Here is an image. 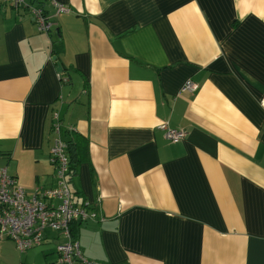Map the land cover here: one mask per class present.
Here are the masks:
<instances>
[{
  "label": "crops",
  "instance_id": "obj_1",
  "mask_svg": "<svg viewBox=\"0 0 264 264\" xmlns=\"http://www.w3.org/2000/svg\"><path fill=\"white\" fill-rule=\"evenodd\" d=\"M27 1L52 26L0 2V168L28 193L55 187L58 111L72 200L105 216L73 222L84 256L264 264V0ZM62 239L0 238V264H57Z\"/></svg>",
  "mask_w": 264,
  "mask_h": 264
},
{
  "label": "built area",
  "instance_id": "obj_2",
  "mask_svg": "<svg viewBox=\"0 0 264 264\" xmlns=\"http://www.w3.org/2000/svg\"><path fill=\"white\" fill-rule=\"evenodd\" d=\"M56 13L69 10L66 4L57 0H48ZM14 8L26 9L40 32L48 33L52 22L44 8L29 3L27 0H0ZM62 81L67 77L60 75ZM196 83L187 80L182 89L193 91ZM53 133L50 147V162L55 168L57 184L53 188L35 189L26 192L11 176L5 167L0 168V238H10L16 247L23 251L40 244L44 239V231L52 229L59 232L63 239L56 244L58 252L57 264H107L83 255L78 238L72 233L73 222L86 220H102L105 218L98 210L97 203L72 200L69 187L70 163L68 144L63 138V122L58 111L52 112ZM164 135L171 141L182 140L186 130L172 128L167 122L159 124ZM69 131L73 129H68Z\"/></svg>",
  "mask_w": 264,
  "mask_h": 264
},
{
  "label": "trees",
  "instance_id": "obj_3",
  "mask_svg": "<svg viewBox=\"0 0 264 264\" xmlns=\"http://www.w3.org/2000/svg\"><path fill=\"white\" fill-rule=\"evenodd\" d=\"M61 75H63V73L61 72L60 73ZM67 78H68V76H66ZM66 142H67V144H69L70 145V143H69V141L68 140H66ZM68 145V156H69V163H70V172H69V174H70V177H72V175L74 174V168H75V166H74V160H73V158L71 157V155L69 154L70 152H69V146ZM78 223H76V224H74V225H72L71 226V228H72V233L74 234V235H76V233H77V230H78V228H77V225Z\"/></svg>",
  "mask_w": 264,
  "mask_h": 264
},
{
  "label": "water",
  "instance_id": "obj_4",
  "mask_svg": "<svg viewBox=\"0 0 264 264\" xmlns=\"http://www.w3.org/2000/svg\"><path fill=\"white\" fill-rule=\"evenodd\" d=\"M61 70H62V67H61V65L58 63V65H57V71L61 72Z\"/></svg>",
  "mask_w": 264,
  "mask_h": 264
}]
</instances>
